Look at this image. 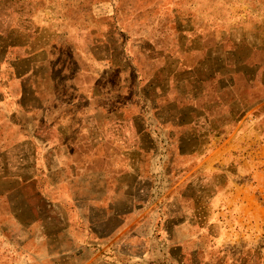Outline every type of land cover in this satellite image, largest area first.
<instances>
[{"label":"crops","instance_id":"obj_1","mask_svg":"<svg viewBox=\"0 0 264 264\" xmlns=\"http://www.w3.org/2000/svg\"><path fill=\"white\" fill-rule=\"evenodd\" d=\"M19 156L4 179L70 207L101 258L193 259L158 234L163 197L199 172L248 195L228 160L264 161V0H0V162Z\"/></svg>","mask_w":264,"mask_h":264},{"label":"rangeland","instance_id":"obj_2","mask_svg":"<svg viewBox=\"0 0 264 264\" xmlns=\"http://www.w3.org/2000/svg\"><path fill=\"white\" fill-rule=\"evenodd\" d=\"M211 136L214 143L207 151L205 148L203 156L224 139L216 133ZM244 153L247 155L248 151ZM235 154L238 157L240 153H231ZM21 156L13 165L7 164L8 161L0 162V192H4L0 196V264H133L138 261L101 258L106 256L107 249L91 245L75 228H68L69 221L74 223L70 207L66 212L59 205L44 204L41 194L33 189L31 183L18 185L17 181H6L4 173L30 168L28 158ZM262 159L259 157L251 166L246 165L247 169L235 156L228 160L231 175L248 194L244 198L236 194V189L219 197L223 188L235 181H230L223 174L210 172H199L195 179L181 181L177 193L164 196L162 202L166 210L162 214L164 221L158 234L166 235L171 227L170 234L188 241L185 252L194 251L195 256L193 259L182 256V250L176 248V244L169 247L157 245V256L162 258L163 252L171 251L178 258H160L155 264H264ZM187 166L185 163L179 165L180 168ZM170 185L168 176L163 178V190H168ZM220 185L223 186L218 188ZM122 250L119 248V252Z\"/></svg>","mask_w":264,"mask_h":264}]
</instances>
